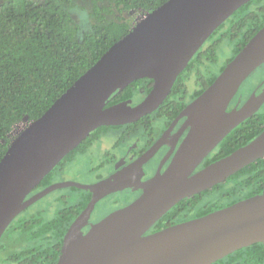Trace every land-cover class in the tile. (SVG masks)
Segmentation results:
<instances>
[{"label":"water","instance_id":"95a60500","mask_svg":"<svg viewBox=\"0 0 264 264\" xmlns=\"http://www.w3.org/2000/svg\"><path fill=\"white\" fill-rule=\"evenodd\" d=\"M250 1H167L146 13L41 118L27 123L0 162V240L24 210L58 189L77 187L91 191L93 199L68 230L56 264H214L264 242V194L147 234L182 200L225 183L264 158L263 132L197 171L236 127L264 106L263 91L255 92L242 107L238 103L230 108L243 84L264 65V27L180 114L178 119L187 117L186 126L192 128L167 169L142 183L143 194L136 202L83 233L99 201L129 187L134 170H143L141 162L96 184L56 183L29 198L96 129L133 123L156 111L210 36ZM144 78L153 80L154 86L143 102L122 111L106 110V102L120 87Z\"/></svg>","mask_w":264,"mask_h":264},{"label":"trees","instance_id":"16d2710c","mask_svg":"<svg viewBox=\"0 0 264 264\" xmlns=\"http://www.w3.org/2000/svg\"><path fill=\"white\" fill-rule=\"evenodd\" d=\"M167 1L0 0V162L13 141L15 128L41 118L131 31L134 25L132 12L151 13ZM76 7L89 10L90 30L83 32L75 20L72 11ZM263 27L264 0H251L240 7L210 36L177 78L170 96L159 107V118L177 117L214 83ZM222 49L230 52L224 61L220 58ZM263 69L264 65L254 74ZM254 74L243 84L235 100L247 99L264 79L250 82ZM153 84V80L144 78L120 87L106 102V110L122 111L136 106L152 91ZM263 109L236 127L202 165L206 167L223 159L258 138L264 132ZM148 119L149 116H145L140 120ZM135 123L96 129L43 179L32 194L64 180L60 177V169L65 161L92 151L99 138L110 137L117 141L119 134L111 130H122ZM55 193L59 195L50 203L37 207ZM262 194L264 158L243 168L225 183L182 200L148 233L206 216ZM90 199V191L66 187L24 210L0 240V264H56L68 230ZM214 264H264V242L238 250Z\"/></svg>","mask_w":264,"mask_h":264},{"label":"flooded vegetation","instance_id":"af4514ba","mask_svg":"<svg viewBox=\"0 0 264 264\" xmlns=\"http://www.w3.org/2000/svg\"><path fill=\"white\" fill-rule=\"evenodd\" d=\"M263 91L264 79L252 90L250 96L247 99H243V97L237 100L234 99L230 108L232 109L238 103H240V107H242L255 92L257 95H259ZM158 110L159 108L153 113L147 115L149 116L148 120L136 121L137 123H135V126H128L122 130H111L119 134V139L117 141L113 139L114 141H111L110 144H107L105 141L110 137L99 138L96 144L93 146L92 151L89 153H81L80 156L73 157L69 162L65 161L61 166L60 177L64 178V180L55 182L51 185L69 181L89 185L96 184L122 172L127 168L132 167L134 164L139 162H141L143 166V170H134L136 176L131 180V185L129 187H124L120 190H117L116 192L107 195L105 198L99 201L97 209L93 213V216L89 220L87 226L83 229V233L86 234L91 231L95 224L101 222L113 212H116L136 202L143 194L142 183L147 182L158 173H163L186 139L192 127L191 125L186 126L187 117L178 119L183 111L174 119L169 116L166 117V119H161L159 118ZM131 124H134V122ZM160 142L162 143L159 149L154 154L147 157L151 150ZM203 168H205V166L201 164L197 171ZM69 174L74 175V177L82 174L86 178L90 179H88L86 182L79 181L80 179L76 178L66 179L65 176ZM37 193L31 194L30 196L33 197ZM92 199L93 194L91 192V199L87 207L91 203ZM108 202L113 204V207L111 208L114 209H112L110 212L99 215L98 212L100 211L101 206L107 205Z\"/></svg>","mask_w":264,"mask_h":264},{"label":"rangeland","instance_id":"374dc122","mask_svg":"<svg viewBox=\"0 0 264 264\" xmlns=\"http://www.w3.org/2000/svg\"><path fill=\"white\" fill-rule=\"evenodd\" d=\"M72 13H73V15H74L75 20L77 21V23L81 26L83 32L90 30L91 24H92V21H91L92 19L90 18L89 10L83 11L82 9H79L78 7H76L72 11ZM82 14H86L84 19L81 18ZM131 15L134 16V23H133L134 25L133 26H135L140 20H142L144 18V16L146 15V13H144L142 11H139V12H132ZM229 55H230V52L227 51L226 49H222L221 52H220V58H221L222 61H224V59H226ZM262 78H264V69L261 70V71H258L256 74H254V76L252 77V79L250 80V82L260 81ZM25 126H26L25 123L19 124L15 128V130H14V132L12 134V138L14 139L18 135V133L23 128H25ZM111 141H114V140L112 138H107L106 141H105V143L110 144ZM97 157H100V156H97ZM96 162H97V159H96ZM65 177H66V179H70V178L71 179H74V178H76V179H80L79 181H85V182L88 179H90V178H86L82 174H79L77 177H74V175L69 174V175H67ZM57 195H59V194L58 193H55L53 196H50V197L44 199V201H42L40 203V205L37 206V207H41L42 205L43 206L44 205H47ZM111 207H113V204L110 203V202H108L107 205L101 206L100 211L98 212V214L99 215H102V214H105L106 212H110L112 209H114V208H111Z\"/></svg>","mask_w":264,"mask_h":264},{"label":"clouds","instance_id":"9594fccd","mask_svg":"<svg viewBox=\"0 0 264 264\" xmlns=\"http://www.w3.org/2000/svg\"><path fill=\"white\" fill-rule=\"evenodd\" d=\"M86 14H82L81 18L84 19Z\"/></svg>","mask_w":264,"mask_h":264}]
</instances>
